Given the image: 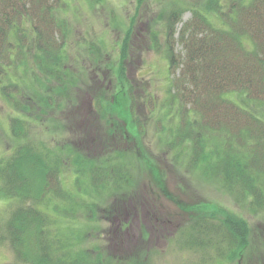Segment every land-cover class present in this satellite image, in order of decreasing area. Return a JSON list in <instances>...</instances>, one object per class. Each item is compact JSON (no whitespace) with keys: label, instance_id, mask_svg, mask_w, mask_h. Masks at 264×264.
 Here are the masks:
<instances>
[{"label":"trees","instance_id":"16d2710c","mask_svg":"<svg viewBox=\"0 0 264 264\" xmlns=\"http://www.w3.org/2000/svg\"><path fill=\"white\" fill-rule=\"evenodd\" d=\"M65 6L64 0H0V95L15 107L9 133L17 141L0 158V199L7 200L0 210V247L7 245L13 252L12 261L0 264H149L141 246L149 237L146 231L131 254L86 245L91 231L101 228L91 195L115 189L110 223L119 218L123 227L129 224L123 217L127 209L118 212L128 197L123 190L132 181L125 156L113 149L107 157L89 161L69 140L60 142L65 134L49 141L31 134L30 117L39 108L71 112L62 110L64 102L58 101L73 100L65 83L68 72H75L65 69ZM186 11L191 15L183 20ZM162 16L171 105L177 104L179 119L166 138L169 149L186 147L190 168L220 182L245 210L264 212V0H204L191 6L175 1ZM228 93L243 94L244 104L225 97ZM80 107L75 105L76 110ZM106 109L102 115L109 114ZM84 111L88 117L95 115L90 108ZM107 130L110 137L118 136ZM91 136L83 137L85 142H93ZM67 167L76 176L75 191L64 185ZM190 220L180 230L183 247L197 245L223 259L244 257L247 263L264 264V252L257 253L259 245L250 244V226L242 214H199ZM258 243L264 250V241Z\"/></svg>","mask_w":264,"mask_h":264},{"label":"rangeland","instance_id":"374dc122","mask_svg":"<svg viewBox=\"0 0 264 264\" xmlns=\"http://www.w3.org/2000/svg\"><path fill=\"white\" fill-rule=\"evenodd\" d=\"M64 1L62 15L69 22L65 69L74 68L75 72L72 76L67 71L65 76L73 100L68 102L59 97L58 101L67 103L62 110L71 112L52 109L46 113L39 108L40 113L30 117L34 124L31 134L48 141L53 135L58 139L65 134L60 142L69 140L77 153L89 157V161L107 157L114 149L125 156L132 178L130 186L123 190L127 192V201L118 210L127 209L123 216L129 223L127 228L120 224L119 218L115 221L117 225L110 223L114 210H109V205L118 193L115 189L106 190L102 196L91 195L93 198L88 196L92 192L82 194L97 201L96 214L101 222V228L87 236L86 245L122 255L130 250L131 254L142 244V231H146L149 237L141 246L149 255V264H250L244 257L223 259L211 249L197 245L189 249L180 241V230L192 217L201 214L209 218L214 214L219 218L231 211L245 216L250 226V244L259 245L257 253L264 252L258 243L264 241V212L256 214L240 207L220 182L206 179L199 170L190 168L186 147L170 150L167 142L179 119L177 104L171 105L172 80L163 52L167 31L162 13L175 1L191 6L204 0ZM190 15L186 11L182 19L187 20ZM181 26L179 22L178 28ZM153 34L157 35L159 49L153 43ZM177 49L180 51V45ZM56 82L53 81L54 88ZM75 82L80 89L77 90ZM225 97L244 104L243 94L228 93ZM78 104L81 107L76 110ZM88 108L94 116H87L89 112L84 110ZM104 109L109 114L102 115ZM14 110V105L0 95V158L10 153L17 142L9 133ZM108 128L118 136L106 134ZM89 135L94 136V143L85 142L83 137ZM74 140H79L78 144ZM62 176L64 185L75 191L78 186L73 170L64 168ZM111 192L115 195L110 196ZM6 207L7 200L0 199V210ZM12 259V250L7 245L1 246L0 263Z\"/></svg>","mask_w":264,"mask_h":264}]
</instances>
